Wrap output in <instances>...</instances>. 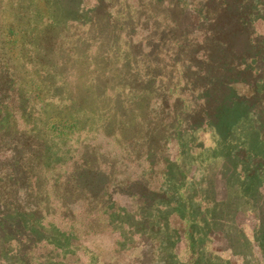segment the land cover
Listing matches in <instances>:
<instances>
[{
    "label": "trees",
    "instance_id": "1",
    "mask_svg": "<svg viewBox=\"0 0 264 264\" xmlns=\"http://www.w3.org/2000/svg\"><path fill=\"white\" fill-rule=\"evenodd\" d=\"M118 1L95 0L86 23L64 16L57 0H0V264H35L38 252L56 251L65 264H81L68 258L69 233L75 242L99 227L116 234L117 253L137 239L144 264H221L206 239L220 221L222 199L201 194L202 177H192L197 203L176 182L151 189L147 173L167 172L169 142L183 154L190 142L203 147L195 135L207 132L221 157L243 165L245 177L257 176L254 165L264 158L252 146L261 132L250 144L235 129L252 110L259 113L261 100L251 105L253 97L236 88L258 95L249 45L258 58L264 42L249 39L253 26L229 2L217 19L206 12L193 50L178 51V30H159L176 26L170 1L162 21L151 11L148 17L140 0L134 10L132 1ZM137 31L145 34L135 41ZM178 66L182 91L192 93L186 100L170 87ZM128 167L136 175L119 179ZM171 211L188 226L186 261H177L173 242L181 238L168 222Z\"/></svg>",
    "mask_w": 264,
    "mask_h": 264
},
{
    "label": "rangeland",
    "instance_id": "2",
    "mask_svg": "<svg viewBox=\"0 0 264 264\" xmlns=\"http://www.w3.org/2000/svg\"><path fill=\"white\" fill-rule=\"evenodd\" d=\"M56 1V0H55ZM57 8L69 17L75 16L80 18L82 22L88 23L91 19L90 11L94 6L95 0H57ZM111 0H105L110 2ZM131 8L137 7L138 0H130ZM140 5L146 8V14L149 17L151 11L152 14L157 13L161 21L164 19V1H170L172 6V13L169 14L172 23H175V28L167 27L166 25L159 30H169L171 32L178 30V51L193 50V42L196 40V30L207 18L209 13L211 19H217L220 12L219 7L231 2L234 6V11L238 17H241L242 21L248 20L253 26V35L248 36L251 41L264 42V2L259 0H140ZM114 0L113 3H115ZM162 3V6L158 4ZM121 4V0L118 1ZM158 3V4H156ZM166 3V2H165ZM219 3L221 4L219 6ZM207 7V8H206ZM155 9V10H154ZM209 9V10H208ZM114 12V11H112ZM134 12V11H133ZM125 14V12H123ZM134 13L130 16H134ZM155 16V15H154ZM126 15H121L116 18L120 27H123L126 23ZM131 17V18H132ZM153 23H151L152 25ZM244 29L245 24L242 22ZM250 25V26H251ZM150 26V23H149ZM249 26V25H248ZM251 26V27H252ZM198 27V28H197ZM148 31L152 30V27H148ZM246 36L249 34L247 30H244ZM145 31H137L135 41H138L140 35H144ZM142 37V36H141ZM125 39L121 37L120 41ZM242 39L240 40V43ZM248 43V41H247ZM247 43L244 48H247ZM249 52L251 50L250 58H252L247 69L251 71L250 80L254 81L256 85L258 95H252L250 88L246 86H237V92L244 97H253L250 104H255L258 100H261L259 106V113L252 110L248 118L236 125L235 136L244 141L253 143L255 137L258 135L256 130L261 132V140L255 143L252 148L255 153L264 158V56L256 57V54L252 51V44L249 45ZM248 46V47H249ZM263 47L258 50V55H264ZM255 58V59H254ZM181 68L178 66V82L174 81L170 83L171 88L178 89V95H182L184 100L187 99L186 95H192L187 89L186 92L182 91L183 82L180 79ZM55 83H59V79L54 80ZM178 85V86H177ZM182 93V94H181ZM260 96V97H259ZM152 103L156 104L155 101ZM249 104V105H250ZM258 113V114H256ZM197 143H203V147L199 144L186 145L188 149L186 153L180 154L179 150L175 147V144L169 142L167 145L170 147L169 157L166 167L167 172L164 174L160 169L154 172L149 171L147 174L150 176L149 185L151 189L156 190L159 185H162L163 191L168 186H171V182H176L175 189H179V193L184 196L185 192L189 189V194L194 195L195 201L198 203L195 192L198 190L197 183L193 182L192 177L196 179L203 178V184L205 187L203 193L207 194V197L216 199H222L221 213L218 214L220 221L217 224L211 226L210 238L206 239V249L218 260L221 264H264V165L257 161L253 169L259 170L257 176L254 178L251 175L245 177L241 174L240 170H245L243 165L241 168L236 165L233 158L225 159L220 156V152L214 149L211 137L209 133L196 134ZM246 144V145H250ZM167 148V147H166ZM180 154V155H179ZM223 156V155H222ZM221 157V158H219ZM203 159V160H202ZM250 166V164H248ZM182 168V171L179 172ZM165 169V170H166ZM248 169V168H246ZM119 179L127 180L136 175V168L128 167V169L118 170ZM194 178V179H195ZM178 179H181L178 183ZM250 184V185H249ZM202 188H199L201 190ZM197 199V200H196ZM160 202H158L159 204ZM164 203V202H163ZM164 207V204H160V207ZM204 209V205L200 206ZM171 212H168L169 216ZM222 214V215H221ZM83 215H78L77 222L83 219ZM171 227H174L178 231V237L181 242L175 239L173 242L176 249L177 261H186L189 257V245L187 243V223L185 219H179L176 216L171 215L168 219ZM78 227V226H77ZM127 234V231L125 232ZM147 233V232H146ZM81 235V233H80ZM86 237H78L75 242L73 233H69L67 240L73 243L72 248L74 253L68 257L71 263L81 264H144L143 260H139L138 257L141 253L142 246L137 239H131V247H124L120 253L115 250L116 234H112L109 230L99 227L96 228L94 233H86ZM71 236V237H70ZM150 237H155L151 235ZM145 240H147L145 238ZM181 244V245H180ZM149 247V246H148ZM147 247V248H148ZM44 248V251H51L50 248ZM168 248L166 249V258L169 255ZM34 257V256H33ZM46 260H50L49 264L64 263L67 260V256L61 257V254L56 251L53 255L44 256L41 252L35 256V264H46Z\"/></svg>",
    "mask_w": 264,
    "mask_h": 264
}]
</instances>
